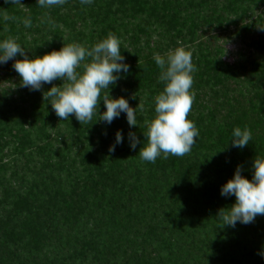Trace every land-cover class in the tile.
<instances>
[{
    "label": "trees",
    "instance_id": "trees-1",
    "mask_svg": "<svg viewBox=\"0 0 264 264\" xmlns=\"http://www.w3.org/2000/svg\"><path fill=\"white\" fill-rule=\"evenodd\" d=\"M109 33L129 65L109 93L143 106L131 129L124 113L95 121L102 99L92 122L60 120L44 93L62 80L30 91L14 60L0 65V264H264V215L234 228L218 219L235 202L222 185L237 165L251 179L264 156V0H0V39L16 37L29 56ZM178 42L196 69L188 119L199 137L182 157L145 162V122L164 88L153 55ZM235 127L251 131L243 149L231 146Z\"/></svg>",
    "mask_w": 264,
    "mask_h": 264
},
{
    "label": "clouds",
    "instance_id": "clouds-1",
    "mask_svg": "<svg viewBox=\"0 0 264 264\" xmlns=\"http://www.w3.org/2000/svg\"><path fill=\"white\" fill-rule=\"evenodd\" d=\"M66 0H37L41 8L51 9L61 6ZM81 4H92L93 0H80ZM14 5L22 0H11ZM47 15V14H46ZM3 20H15L16 17L3 15ZM25 28L32 26L31 17L22 21ZM121 39L113 33L99 40L91 47L80 43H70L59 50H52L42 56H29L26 48L17 38L8 36L0 39V65L14 60L12 67L22 80V87L30 91H40L45 84L62 80L60 86L53 85L44 93L46 100L60 120L75 116L81 124L93 121L103 100L105 111L95 120L111 124L122 113L126 115L130 129L136 126V112L143 109L140 103L135 109L124 96L113 97L110 86L121 79L122 73L129 71V65L121 51ZM124 49H127L126 47ZM17 56L20 59H15ZM153 59L160 69L159 81L163 90L155 97V117L146 121L147 131L144 137L147 143L139 151L142 161L155 163L158 157L167 159L169 155L182 157L189 153L199 137V129L188 119L195 93L191 91L193 73L196 70L192 54L184 46L169 49L165 54L154 53ZM108 90L104 92V90ZM103 93V95H102ZM135 96H133V99ZM129 147L137 148L140 139L129 131ZM252 139L247 127H235L231 134V146L243 149ZM122 130L115 135V143L110 145L114 151L122 144ZM251 179L242 174V166L237 165L234 175L221 187V195L235 197L231 207L221 209L218 219L222 226L235 227L237 223H253L258 215H264V156H257L252 164ZM264 258V253H261Z\"/></svg>",
    "mask_w": 264,
    "mask_h": 264
}]
</instances>
